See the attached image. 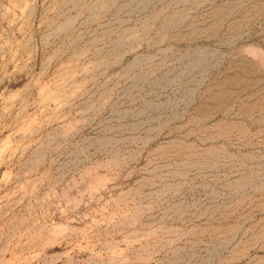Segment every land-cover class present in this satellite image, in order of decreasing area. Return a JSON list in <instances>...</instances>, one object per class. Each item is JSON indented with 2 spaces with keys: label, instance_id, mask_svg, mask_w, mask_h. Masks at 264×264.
<instances>
[{
  "label": "rangeland",
  "instance_id": "374dc122",
  "mask_svg": "<svg viewBox=\"0 0 264 264\" xmlns=\"http://www.w3.org/2000/svg\"><path fill=\"white\" fill-rule=\"evenodd\" d=\"M0 264H264V0H0Z\"/></svg>",
  "mask_w": 264,
  "mask_h": 264
}]
</instances>
